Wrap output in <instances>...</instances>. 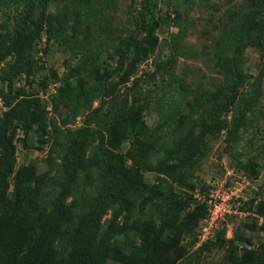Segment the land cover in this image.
Segmentation results:
<instances>
[{"label":"trees","instance_id":"trees-1","mask_svg":"<svg viewBox=\"0 0 264 264\" xmlns=\"http://www.w3.org/2000/svg\"><path fill=\"white\" fill-rule=\"evenodd\" d=\"M59 1L62 7L51 11ZM165 2L170 10L160 16L156 11ZM196 3L204 5L205 0H129L131 28L109 55L116 66L98 72V82L87 85L74 72L85 64L92 71L97 67L103 48L101 20L118 1L0 0L5 18L0 26V98L9 108L0 116V264H199L214 250L225 252V264H264V238L257 246L237 231L228 238L223 224L197 246L208 205L195 197L199 192L208 198L212 188L195 174L212 150L207 138L226 132L230 149L259 109L264 0H247L239 12L229 14L206 51L223 79L191 98L173 71L185 53L188 18ZM160 27L178 31L164 40L167 52L159 53ZM43 37L46 46L37 49ZM51 44L64 47L81 65L65 76L51 64L37 67L40 53L48 54ZM249 48L259 53L254 76L245 70ZM155 53V68L144 71ZM45 68L50 75L42 76V89L28 91ZM21 80L23 86L18 85ZM70 103L72 112L58 120ZM151 105L160 115L152 128L145 120ZM78 116L80 126L66 127ZM34 129L41 141L47 136L52 144L44 172L18 160L20 145L32 148L29 135ZM18 130L22 135L17 138ZM258 138L264 150V125ZM258 158L247 156L238 169L259 178ZM147 172L156 174L155 182L146 181ZM79 194L85 195L84 202ZM256 199L242 209L248 214L260 210L264 219V202L254 210ZM247 225L264 232V223L257 219ZM123 237L128 251L118 245ZM194 246V254L184 258Z\"/></svg>","mask_w":264,"mask_h":264},{"label":"rangeland","instance_id":"rangeland-1","mask_svg":"<svg viewBox=\"0 0 264 264\" xmlns=\"http://www.w3.org/2000/svg\"><path fill=\"white\" fill-rule=\"evenodd\" d=\"M118 1V6L116 9H108L105 14H103V19L101 20V27L104 29L101 31L102 36L99 38L100 42H103L102 57L99 60L97 67L93 71L88 68L85 64L83 68L78 72H74V76L81 82H85L87 85L98 82L100 75L105 74L106 70H110L116 66V61L110 58V53L113 48L118 44L119 39L127 34V31L131 28L128 23L127 15V5L129 0H116ZM169 1V0H166ZM172 3L176 0H171ZM55 2L51 5L50 10L56 11L62 7V4ZM247 0H205V4L196 3L192 12L189 14L190 29L184 40L185 53L178 58V63L173 71V74L178 79V82L182 86V89L189 91L191 98L196 94L202 93L204 90H211V88L217 87L221 83L223 76L220 72L216 71L210 59L206 56V51L210 50L213 46L214 41L218 36H220L221 30L223 29V24L227 22V18L232 12H239L245 5ZM170 4L161 3L156 11L160 16L166 15ZM139 9V7H138ZM3 14L0 13V26L5 21L2 17ZM178 29L175 27L165 28L160 27L158 34L161 40V47H158V52H167V48L164 46V40L169 38L171 32H177ZM112 34L111 37L107 36ZM94 45H96V41ZM46 46V38L43 37L41 41L38 42L36 48L42 49ZM48 54L40 53L38 57L39 65L37 67H44L47 64L54 66V69L61 76H65L68 71L76 68V64H80L79 59L71 55L64 47L51 44L48 46ZM158 54H154L151 59H149L143 66L144 71H149L150 68H155L152 59ZM164 55V54H163ZM259 64V53L254 48H249L246 51V62L245 70L248 76H254L258 72ZM69 66V70L67 69ZM150 66V68H149ZM50 75V72L45 68L40 70L37 74L36 81L33 86L27 88L28 91L37 92L41 88V80L43 75ZM74 77V79H75ZM75 79V80H77ZM24 80L19 81L18 85L23 86ZM1 85V82H0ZM154 89V84H151ZM144 88H147L145 85ZM1 99V98H0ZM2 100V99H1ZM141 101V98H137ZM4 104V102H3ZM97 106V103H95ZM259 109L255 112L254 118L251 117L249 120V125L247 128L240 132L236 137L235 141L231 143L230 149L227 147L228 138L227 133H222L219 137L207 138V144L211 147V152L204 156L201 160L200 165L196 168L195 174L199 176L202 180L207 182L210 187H216L218 191L227 190L230 188L235 190L240 196L246 198V202L253 199L255 196L256 205L254 210L257 209V204L261 201L264 202V150L263 143L258 138V129L264 125L263 112L264 111V85H263V95L258 104ZM73 104L70 103L68 107H64L62 114L57 115L58 120L63 118L72 112L71 108ZM8 107L0 108V116H4L8 112ZM84 110L81 111V115ZM187 114V113H186ZM160 115L156 111L155 107L151 105V108L145 112V120L149 127H155L158 122ZM82 118L78 116L76 122H70L66 127L75 129L82 124ZM171 131V130H170ZM172 135L175 132V128L172 127ZM20 134V135H19ZM22 135L21 131H17V138ZM29 139L32 140L29 145L32 148L24 150L20 145L18 150V157L20 163L34 164V167L38 172H44L47 170V165L44 159L47 158V154L51 148V141L49 137L45 136V141L40 140V136L35 131V129L30 133ZM170 132L168 133L167 140H170ZM173 139V136H172ZM128 145H122V152L125 153ZM163 154L160 153L157 157H161ZM258 155V159L262 164L261 175L257 179H252L246 175V173L238 169L240 163L247 161V156ZM244 173V174H243ZM56 179V178H55ZM145 179L149 183L156 181V174L153 172H147L145 174ZM246 179V181H244ZM241 181V182H239ZM240 184V186H239ZM197 193V192H195ZM236 193V194H237ZM85 201V195L79 194L77 196ZM264 205V204H263ZM260 210L255 213H245L243 215H238L237 219L227 220L222 226L226 227V235L228 238H232L234 233L237 231L239 235L244 238L252 239L254 246L261 243L264 238V232L259 229V227H248V223L251 224L253 219H257L258 223H264V219L260 217ZM255 215V216H254ZM262 215V214H261ZM234 217V216H232ZM254 217V218H252ZM247 225V226H245ZM127 237L120 239L118 245L128 251ZM242 246V243H238ZM197 246H200L197 244ZM196 251V247L188 249L187 253L183 255L184 258L191 257ZM181 261V260H180ZM179 261V262H180ZM196 263V262H195ZM106 264H119L114 261H108ZM174 264H178V260ZM199 264H225V252L223 250H214L211 253H207L203 256Z\"/></svg>","mask_w":264,"mask_h":264},{"label":"built area","instance_id":"built-area-1","mask_svg":"<svg viewBox=\"0 0 264 264\" xmlns=\"http://www.w3.org/2000/svg\"><path fill=\"white\" fill-rule=\"evenodd\" d=\"M3 107V100L0 99V108ZM244 181H246V179ZM236 191L238 190H235V188L233 190L227 188V190L218 191L214 186L210 189L208 198L201 195L199 192L195 193V197L200 202H206L208 205L207 217L200 227L198 245L213 238L217 229L232 216L243 215L246 213L242 209L246 202V198L244 195L240 196Z\"/></svg>","mask_w":264,"mask_h":264}]
</instances>
